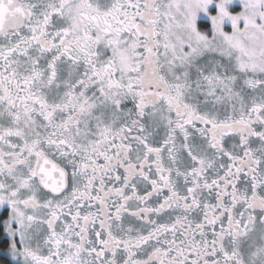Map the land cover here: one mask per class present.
I'll list each match as a JSON object with an SVG mask.
<instances>
[{"label":"snow or ice","instance_id":"obj_1","mask_svg":"<svg viewBox=\"0 0 264 264\" xmlns=\"http://www.w3.org/2000/svg\"><path fill=\"white\" fill-rule=\"evenodd\" d=\"M238 5L0 0V264H264V0Z\"/></svg>","mask_w":264,"mask_h":264},{"label":"rangeland","instance_id":"obj_2","mask_svg":"<svg viewBox=\"0 0 264 264\" xmlns=\"http://www.w3.org/2000/svg\"><path fill=\"white\" fill-rule=\"evenodd\" d=\"M234 2L237 4V7H236L235 10L238 11V10H239L238 0H234ZM198 15H199V18H200L201 20L207 21V17L203 16L202 14H198ZM226 23H228V22H226Z\"/></svg>","mask_w":264,"mask_h":264},{"label":"flooded vegetation","instance_id":"obj_3","mask_svg":"<svg viewBox=\"0 0 264 264\" xmlns=\"http://www.w3.org/2000/svg\"><path fill=\"white\" fill-rule=\"evenodd\" d=\"M204 23H207L208 21H204V20H202ZM229 30H230V25H229ZM3 247V246H2ZM2 247H1V249H2ZM0 253H1V255H2V251H0ZM6 255V254H5Z\"/></svg>","mask_w":264,"mask_h":264},{"label":"trees","instance_id":"obj_4","mask_svg":"<svg viewBox=\"0 0 264 264\" xmlns=\"http://www.w3.org/2000/svg\"><path fill=\"white\" fill-rule=\"evenodd\" d=\"M1 247H2V245H0V249H1ZM0 255H1V253H0Z\"/></svg>","mask_w":264,"mask_h":264}]
</instances>
